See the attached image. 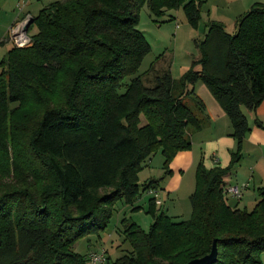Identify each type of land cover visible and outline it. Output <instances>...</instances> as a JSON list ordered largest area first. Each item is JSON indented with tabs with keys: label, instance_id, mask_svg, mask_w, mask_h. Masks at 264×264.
Here are the masks:
<instances>
[{
	"label": "trees",
	"instance_id": "1",
	"mask_svg": "<svg viewBox=\"0 0 264 264\" xmlns=\"http://www.w3.org/2000/svg\"><path fill=\"white\" fill-rule=\"evenodd\" d=\"M144 4L157 15L183 5L191 23L201 18L197 0H55L32 17V43L14 45L0 62V173L15 169L0 192V264H86L77 240L100 235L118 200L140 208L141 163L161 148L167 165L192 147V132L206 121L190 88L198 80L232 123L230 165L199 163L190 220L162 212L146 231L122 218L132 251L106 262L187 264L216 243L212 264H261L264 186L255 207L241 209L229 203L225 177L250 131L243 107L253 111L264 101V2L239 16L234 33L210 19L200 68L175 79L153 63L150 83L138 75L151 50L138 28ZM149 204L155 214V198Z\"/></svg>",
	"mask_w": 264,
	"mask_h": 264
},
{
	"label": "rangeland",
	"instance_id": "2",
	"mask_svg": "<svg viewBox=\"0 0 264 264\" xmlns=\"http://www.w3.org/2000/svg\"><path fill=\"white\" fill-rule=\"evenodd\" d=\"M197 1L201 3V18L196 24L189 21L183 5L177 8H168L162 15L154 13L148 4H144L141 7L138 28L144 33L150 44L151 50L144 57L138 75H141L144 79L146 78L148 83H150L153 78V74L149 72L153 63L160 71L170 68L175 79H181L183 74L193 65H196V68L199 69L200 65L195 64L201 55L198 45L205 37L209 20L214 19L221 21L225 24L229 32L234 33L237 30L238 16L243 13L244 8L246 9L250 3L257 0ZM1 4L0 0V6ZM35 30L36 28L34 27L29 33L32 34ZM1 38H6L7 41L0 43V62L5 58L7 52L11 48V44L8 43L9 32L7 28L0 26V39ZM1 71L2 66L0 64V73ZM131 78L132 77H127L125 82H128ZM200 85H202L205 90L207 89L211 92L208 86L201 80L192 83L190 88L194 89L195 93L204 102L206 109V101L197 89ZM189 100L191 99H186V101ZM189 103L193 105L192 101ZM243 109L248 119L251 117V113L256 114L254 110L252 111L247 107H243ZM251 129L252 127L250 125V130ZM210 133V131H206L204 135L209 136ZM187 151L191 152L192 147L180 151L166 165L165 156L160 148L151 158H147L141 163L142 167L139 172V183L141 186L140 198L143 197L144 201L138 204L140 206L139 209H135V206L127 205L124 201L118 200L115 203L113 214L106 229L101 231L100 235L89 234L77 240L74 249L86 256V264H95L90 260V255L92 253L105 254L110 258V262L112 263L118 257L132 251V246L124 233L121 223L124 217L131 218L146 231H149L156 217L162 212L175 221H186L192 218L193 209L190 195L196 188V167L190 169V159L188 156L178 157L177 159V156L181 152ZM251 151L254 152L253 150ZM241 160L237 164H239ZM14 172L15 169L10 167L7 175L0 173V192L6 190L4 188L12 184L11 182L14 180L12 175ZM151 180H157L159 182V195L164 201V205H159L157 207L155 214L150 210L148 192L144 190V184ZM247 192H251L252 194L254 190L252 191V188H250ZM245 196L242 195L240 198H237V205H242L239 206L241 209L252 210L259 200L258 189L254 199ZM261 260V264H264V252L261 255ZM103 264L109 263L104 262Z\"/></svg>",
	"mask_w": 264,
	"mask_h": 264
},
{
	"label": "crops",
	"instance_id": "3",
	"mask_svg": "<svg viewBox=\"0 0 264 264\" xmlns=\"http://www.w3.org/2000/svg\"><path fill=\"white\" fill-rule=\"evenodd\" d=\"M53 1L55 0H1L0 26L8 30V43L11 44V48L16 45L13 40L14 30L23 25L29 18L36 16L41 9ZM257 2H264V0L250 3L239 16L247 12L252 7L251 5ZM28 34L29 36L31 35L30 33ZM6 41V38L0 39V43ZM197 89L206 101V109L204 111L206 121L201 130L194 131L191 134L192 151L181 152L177 159L178 157L188 156L190 169L196 167V171L201 161L208 168L217 166L228 167L232 160V151L237 147V141L232 136V123L224 108L211 92L207 89L205 90L202 85L198 86ZM254 112L256 114L251 113L252 115L248 119L252 129L243 144L242 160L227 175L228 177L225 180L227 186L248 184L243 190V196L247 193L245 197L248 196L253 199L257 189L264 184V101ZM206 131L211 132L209 136L204 135ZM250 188H252V191L254 190L252 194L247 192ZM150 197L148 193V198L150 199ZM143 201L144 198L142 197L136 205ZM229 203L234 207L242 206H238L237 198L231 196H229ZM160 205H164L163 200Z\"/></svg>",
	"mask_w": 264,
	"mask_h": 264
},
{
	"label": "built area",
	"instance_id": "4",
	"mask_svg": "<svg viewBox=\"0 0 264 264\" xmlns=\"http://www.w3.org/2000/svg\"><path fill=\"white\" fill-rule=\"evenodd\" d=\"M22 25L14 30L13 40L17 46L23 47L30 45L32 43L31 37L29 36L28 32L22 31ZM248 186V184H237V185H229L226 187V192L235 198H240L243 195V190ZM149 195L155 198L157 205L162 204V200L159 195L158 189L150 188L148 189ZM90 260L95 263H104L107 261V256L105 254L99 253H92L90 255Z\"/></svg>",
	"mask_w": 264,
	"mask_h": 264
},
{
	"label": "water",
	"instance_id": "5",
	"mask_svg": "<svg viewBox=\"0 0 264 264\" xmlns=\"http://www.w3.org/2000/svg\"><path fill=\"white\" fill-rule=\"evenodd\" d=\"M33 22V18H29L23 25H22V31L28 32L30 25ZM218 256V248L217 244L214 243L213 249L211 253L201 257V258H196L191 261H189L187 264H212L217 260Z\"/></svg>",
	"mask_w": 264,
	"mask_h": 264
}]
</instances>
